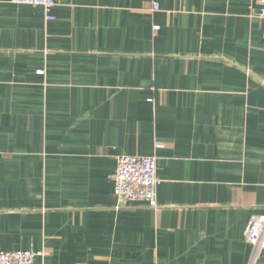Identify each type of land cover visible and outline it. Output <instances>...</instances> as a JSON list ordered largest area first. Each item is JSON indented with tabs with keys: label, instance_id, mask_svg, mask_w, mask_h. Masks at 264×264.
Returning <instances> with one entry per match:
<instances>
[{
	"label": "crops",
	"instance_id": "obj_1",
	"mask_svg": "<svg viewBox=\"0 0 264 264\" xmlns=\"http://www.w3.org/2000/svg\"><path fill=\"white\" fill-rule=\"evenodd\" d=\"M260 9L57 0L49 19L0 0V250H34L36 264H250L245 230L264 214ZM124 154L157 157L158 209L116 196Z\"/></svg>",
	"mask_w": 264,
	"mask_h": 264
},
{
	"label": "built area",
	"instance_id": "obj_2",
	"mask_svg": "<svg viewBox=\"0 0 264 264\" xmlns=\"http://www.w3.org/2000/svg\"><path fill=\"white\" fill-rule=\"evenodd\" d=\"M15 4H30L42 6L53 19L52 9L57 0H11ZM260 4V17L264 25V0ZM159 6L156 4L154 9ZM158 159L156 156L120 155L117 157V167L111 175L114 191L121 202H146L158 209L157 188ZM245 237L253 247L252 261L264 250V214L252 216L246 230ZM38 253L34 250H0V264H36Z\"/></svg>",
	"mask_w": 264,
	"mask_h": 264
}]
</instances>
